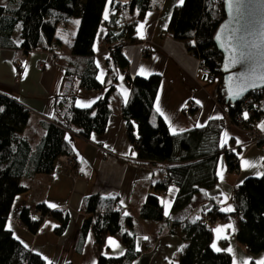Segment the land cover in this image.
<instances>
[{
    "label": "trees",
    "instance_id": "obj_1",
    "mask_svg": "<svg viewBox=\"0 0 264 264\" xmlns=\"http://www.w3.org/2000/svg\"><path fill=\"white\" fill-rule=\"evenodd\" d=\"M115 1L111 5L112 13L105 37L110 71L107 86V83L97 79L93 53V42L107 0H0V49H17L24 55L37 50L54 51L58 46L55 39L57 28L70 19L80 20L72 39L70 55L58 60L64 78H73L74 94L57 97L55 116L41 122L43 135L37 143L25 131L30 121V111L16 98L0 94V108L3 109L0 111V264H49L47 259L20 241L7 227L15 198L30 190L27 184H22V180L33 181L38 175H51L59 159L64 156L74 159L69 168L73 178L80 175L88 178L92 168L75 155L71 140L77 137L93 142L94 136L102 137L105 134L113 112L111 98L116 89V71L129 66L123 47L140 44L136 37L137 22L147 12L159 10L163 2L128 0L125 5L114 6ZM224 18L223 0H183L172 11L167 33L183 41L189 55L200 60V71L208 82H218L217 102L225 108L227 122L214 118L202 127L192 126L174 135L155 111L161 76L126 77L130 92L127 103L121 107L120 117L125 122L126 137L135 155L134 163L143 166L161 163L164 165L161 173L164 178L156 183L154 193L147 195L136 217L129 213L125 215L124 210L117 208L118 201L114 196L98 193L84 195L80 212L85 216L79 230L76 253H81L87 237L91 235L96 264H131L161 236L171 234L185 244L177 264H232L228 252H217L211 247L214 230L211 226L203 225L204 216L222 222L239 216L235 235L237 243L250 255L264 253V173L258 177L244 178L236 185L231 195L233 212H221L215 205L206 203L187 219H172L173 215L191 203L200 189L210 190L217 185L221 154L225 156L228 171L238 173L240 158L237 152L231 150L234 139H230L223 148L220 146L226 124L246 131L255 128L259 121H264V89L249 93L237 104L225 103L222 55L213 40ZM119 19L122 26L118 25ZM17 26L20 27L19 45L14 41ZM143 53L145 57L150 55L145 47ZM22 68L18 61L17 70L22 71ZM105 89L103 96L92 106L80 108L76 105L77 92ZM189 107L190 111L193 107ZM194 111L195 115L198 108ZM244 112L248 113V119L244 118ZM97 146V157L105 158L108 150L100 144ZM262 154L264 165V151ZM171 186L177 192L170 217L164 215L159 197L165 195ZM48 218L55 222V235L61 236L67 230L70 222L68 212L51 208L45 202L24 206L18 214L19 224L32 235L39 232ZM138 219L155 227H147L144 232L139 227ZM140 236L148 239H144L141 249H137L136 241ZM109 237L118 239L124 246L125 251L121 256L109 257L105 254ZM226 243L223 241V244Z\"/></svg>",
    "mask_w": 264,
    "mask_h": 264
},
{
    "label": "crops",
    "instance_id": "obj_2",
    "mask_svg": "<svg viewBox=\"0 0 264 264\" xmlns=\"http://www.w3.org/2000/svg\"><path fill=\"white\" fill-rule=\"evenodd\" d=\"M181 4L180 0H163L159 10L147 12L137 22L136 37L140 40V44L125 45L123 47V53L129 61V66L126 74L123 69L116 71V89L111 98L113 112L109 118L105 134L102 137L94 136L93 142H86L77 137L71 140L75 155L92 168L88 178L81 177V175L73 178L74 176L72 177L71 172L63 167L59 159L51 175L36 176L31 181L33 184L30 190L15 198V202L19 206L17 214L12 218L10 230L20 241L39 252L52 264H65L67 262L73 264L97 263L91 235L87 237L81 253H76L79 230L85 216L80 212L84 195L98 193L103 196H114L117 198L118 203L128 210L129 214L136 217L147 195L154 193V186L162 178L163 164L153 162L143 166L134 163L133 158L135 155L126 137L125 122L120 117L121 107L125 104L124 91L127 90L128 98L130 92L126 84V77H147L152 74L161 76V83L155 100V111L157 99H159L160 108L169 119L166 120L164 116L156 112L165 120L171 132L172 127H175L178 133L197 124L204 126L214 118H222L227 122L226 110L217 102L218 87L216 91L208 87L211 82H208L202 75L199 61L189 55L183 41L176 40L167 33L172 11ZM111 5L109 4L108 10H106V7L104 9L98 27L99 30L93 42L95 64L96 66L99 64V67L97 66V79L101 83H107V86L110 71L107 62L108 49L105 45V37L108 30L107 22L112 13ZM105 13H107L108 19L104 18ZM148 13H151V15L149 16ZM142 23L145 27L138 31L139 25ZM62 25L71 26L73 32L65 34L63 31H59L58 27L55 32L58 46L55 47L54 51H34L24 55L17 49H0V94L16 98L30 111L31 117L25 131L30 125L37 124L36 128L39 135L37 142L43 135L41 122L54 118L57 97L63 95V90L67 85L66 80L68 78H64V72L58 60L61 57L70 55L77 23L70 19ZM19 31L20 27L17 26L14 34V41L17 45L21 42ZM143 47L150 51L148 57H145ZM16 61L21 62L22 71L17 70ZM39 64H41V68H39ZM142 67L145 69V75L140 74ZM121 76L123 77L122 80L120 79ZM71 86L73 88L72 83ZM105 91L106 89L98 92L79 91L77 92L76 105L77 101L85 104L91 101L96 102L103 96ZM197 100L200 101L199 104L196 103ZM189 106L193 108H191L189 114H184L183 110ZM195 108H198V111L194 115ZM262 123L264 121H259L257 128L261 137H263L264 148V130L259 127ZM225 132L229 134L228 143L230 139L235 141L231 146V150L237 152L240 158L238 176L234 177V174L230 173L228 169H218L219 181L217 185L210 190L200 189L185 209L172 216L173 220L182 221L189 218L198 211L201 205L206 203L215 205L218 210L229 206L233 208L231 195L234 188L242 179L253 175V172L258 170L257 155L259 153L261 154L260 162H263V151L253 146L254 144L251 143L243 130L227 123L223 132V141ZM97 144L109 151H106V156L103 159L97 157L99 150ZM245 159L250 162L248 166L243 164ZM34 182H37L39 186L37 196L32 195V189L35 187ZM171 188L174 189L171 190ZM176 192L177 189L171 186L165 195L159 197L165 216H170ZM29 193L34 201L32 204L26 202V196ZM19 197H23V201ZM36 201H38L37 203L45 202L48 205L55 204L54 209L68 212L70 222L67 230L61 236L54 234L53 225H55V222L50 221V218L45 220L36 235L30 234L19 224L17 215L22 207L34 206L37 204ZM239 220V216H233L229 221L221 222L218 227H225V231L222 233L217 234L215 232L216 228L213 229L211 245L215 243L217 247L226 252H228V248H231L233 251L228 253L232 257V264H259L263 259L262 253L250 255L236 241L235 235ZM229 224L233 227H226ZM139 227L143 228L145 232L147 227L155 226L139 220ZM40 237L41 242L39 243ZM144 237L137 238V249H141ZM109 238L114 239L119 247L106 243L105 254L109 257L121 256L125 251L124 246L118 239ZM223 241L227 243L223 244ZM184 246L185 244L177 236L164 234L149 250L142 252L131 264H177L178 256L183 251Z\"/></svg>",
    "mask_w": 264,
    "mask_h": 264
},
{
    "label": "water",
    "instance_id": "obj_3",
    "mask_svg": "<svg viewBox=\"0 0 264 264\" xmlns=\"http://www.w3.org/2000/svg\"><path fill=\"white\" fill-rule=\"evenodd\" d=\"M225 18L213 40L222 55V93L226 104H237L249 93L264 87V0H223ZM221 39L217 40L216 37ZM249 59L240 60L241 54ZM227 65V68L225 67ZM249 85L239 96L234 93ZM255 84L253 87L251 85Z\"/></svg>",
    "mask_w": 264,
    "mask_h": 264
},
{
    "label": "rangeland",
    "instance_id": "obj_4",
    "mask_svg": "<svg viewBox=\"0 0 264 264\" xmlns=\"http://www.w3.org/2000/svg\"><path fill=\"white\" fill-rule=\"evenodd\" d=\"M108 6H109V3H108V0H107L106 10H108ZM106 10H105V11H106ZM73 21H76V23H77V27H76V29L74 30V34L76 35L80 20L77 19V18H74ZM98 30H99V29H98ZM98 30H97V32H98ZM59 31H63L65 34H69L70 32H73V31L71 30V26H66V25H60V26H59ZM99 32H100V31H99ZM75 35H74V36H75ZM100 39H102V38H100ZM199 65H200V64H199ZM217 84H218L217 81H215V82H211L210 85H208V87H209L210 89H214V91H216V90H217V87H218ZM36 125H37V124L30 125V126L27 128V131H26V135H27L28 137L32 138L34 143H36V142H37V139L39 138V135H38V133H37ZM230 125H231V124H230ZM240 129H241V128H240ZM241 130H243L245 133H246V131H247V130L245 131V129H241ZM248 131H249V132H248ZM248 131H247V136L249 137L251 143L254 144L253 146L256 147V148H258V149H260L261 151H264L263 143L258 142V141H261V142H262L263 137H261V134H260L259 129L257 128V126H256L255 128H253L252 130H248ZM248 133H249V134H248ZM259 135H260V136H259ZM35 140H36V141H35ZM261 144H262V146H261ZM260 146H261V147H260ZM252 154H253V155H256L255 153H252ZM260 155H261L260 153L257 155V157H258V162H259L258 170H257V171H254V172H253V175H251V176H246V177H258V176H260V175H262V174L264 173V165H263L262 162H260V157H261ZM63 162H66V161H63ZM254 163H255V162H254ZM62 165H63V167L67 168V170H69L70 167H67L66 163H63ZM218 169H226V170H227L224 154H221V155L219 156ZM233 174H234V177H235V176H236V177L238 176L237 172H235V173H233ZM246 177H245V178H246ZM22 184H27L29 187H31L32 184H33V182L28 181V180H22ZM34 186H35V187L32 189V195H33V196H37V195H38V187H39V186H38V183H37V182H34ZM173 189H174V188H171V190H173ZM232 193H233V192H232ZM19 199H21V201H23V197H19ZM26 202L31 203V204L34 203L32 197L30 196V193L26 196ZM37 202H38V201H36V203H37ZM28 205H29V204H28ZM18 206H19V204H18L17 202H14L13 207H12V210H11V212H10V214H9L8 222H7V227H8L9 229H10V226H9V225H10V224L12 225V218L14 217L15 214H17ZM17 216H18V215H17ZM50 221L53 222L54 220H53V219H50ZM221 222H222V221L219 220V223H218L217 226H219ZM40 242H41V237L39 238V243H40ZM262 255H263V259H262V261H263V260H264V253H262ZM254 257H256V256H254ZM259 264H260V263H259Z\"/></svg>",
    "mask_w": 264,
    "mask_h": 264
},
{
    "label": "snow or ice",
    "instance_id": "obj_5",
    "mask_svg": "<svg viewBox=\"0 0 264 264\" xmlns=\"http://www.w3.org/2000/svg\"><path fill=\"white\" fill-rule=\"evenodd\" d=\"M108 3H109V4H112V3H113V0H108ZM180 3H183V0H180ZM237 3H239V0H237ZM148 15L150 16L151 13H148ZM104 18H105V19H108V15H107V13H105V17H104ZM144 27H145V25H144L143 23L140 24V25H139V28H138V31H139L140 29H143ZM216 39H217V40H220L221 37H220V36H217ZM248 59H249V58H248L247 56H245V55L242 53V54H241V58H240V60L237 61V60L233 59V60H232V63H233V64H236L237 62L245 63V62H247ZM97 66L99 67V64H98ZM225 67L227 68V65H226ZM102 74H103V73H102ZM140 74H141V75H145V74H146L145 69H144L143 67L140 69ZM120 79L122 80L123 77L121 76ZM262 79H264V77H262ZM102 82H103V81H102ZM248 86H249V85L246 84V85H245L244 87H242L239 91L235 92L234 95H235V96H239V95H241V94L243 93V91H245L246 88H247ZM251 86L255 87L256 85L253 84V85H251ZM260 86H261V87H264V84H262V85H260ZM124 100H125V103H127V101H128L127 90L124 91ZM94 102H95V101H91V102L85 104V103H82V102H80V101H77V106H82V107L87 108V107H90L91 104L94 103ZM196 103L199 104L200 101L197 100ZM2 110H3V109L0 108V111H2ZM156 111L159 112L161 116H164V118H165L166 120L169 119V117L165 116V115H164V112L161 110V108H160V104H159V99H157V107H156ZM243 115H244V118H245V119H248V118H249L247 112H244ZM170 126H171V121H170ZM196 126H197V127H202L203 125H201V124H197ZM259 127L261 128V130H264V123L260 124ZM172 133H173L174 135L177 133V129H176L175 127H172ZM228 136H229V134H228L227 132H225V133H224V141H223V142L221 143V145H220L222 148L228 143ZM237 143H239V141H237ZM249 163H250V162H249L248 160H246V159L243 161V164H244L245 166H248ZM222 178H223V177L221 176V179H222ZM225 199H227V198H225ZM48 206L51 207V208H55V207H56L55 204H49ZM219 211H221V212H226V213H231V212L234 211V209H233L232 207L229 206V207H227V208H220ZM165 214L167 215L168 213L166 212ZM125 215H128V213H125ZM9 226H10V225H9ZM53 227H56V226L53 225ZM226 227H228V228H232L233 226H232L231 224H229V225H227ZM224 231H225V227H217V228L215 229V232H216L217 234L222 233V232H224ZM144 239H148V237H144ZM225 239H227V237H225ZM107 243H108L109 245H112V246H115V247H119V245L117 244V242H116L114 239H112V238H109L108 241H107ZM25 246H27V245H25ZM211 247H212L213 249H215L217 252L222 251V249L219 248V247H217V245H216L215 243H213V244L211 245ZM227 251H228V252H232L233 250H232L231 248H228ZM49 264H51V262H49ZM260 264H264V261H261Z\"/></svg>",
    "mask_w": 264,
    "mask_h": 264
},
{
    "label": "built area",
    "instance_id": "obj_6",
    "mask_svg": "<svg viewBox=\"0 0 264 264\" xmlns=\"http://www.w3.org/2000/svg\"><path fill=\"white\" fill-rule=\"evenodd\" d=\"M128 3V0H116L115 1V4L114 6H117V5H125ZM118 25L119 26H122L123 23L121 22V19H119L118 21ZM37 51H41V50H37ZM193 57V56H192ZM199 61V64L201 63L200 60ZM15 63H18V61H16ZM39 68H41V64H39ZM124 73L126 74L127 73V69H123ZM73 81V78L72 77H69L67 80H66V84L65 85V88L63 90V95H66V96H72L74 94V91H73V88L71 86V83ZM189 109L190 107H186L183 112L184 114H189ZM250 130V129H248ZM247 130V131H248ZM247 131H246V134H247ZM249 132V131H248ZM249 134V133H248ZM260 136V135H259ZM60 161L61 163H66L67 167H70L71 165H73V161L74 159L73 158H70L68 156H64V157H61L60 158ZM63 161H66V162H63ZM162 178H164V175H162ZM117 208H120L121 210H124L126 213H129L128 210L124 209L119 203L116 205ZM202 223L205 227L207 226H211L212 228H217L218 226V223H219V220H216V221H212L208 216H204L203 217V220H202Z\"/></svg>",
    "mask_w": 264,
    "mask_h": 264
}]
</instances>
